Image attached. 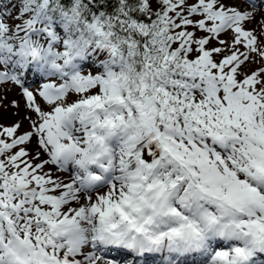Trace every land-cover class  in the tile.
I'll list each match as a JSON object with an SVG mask.
<instances>
[{"label":"snow or ice","instance_id":"snow-or-ice-1","mask_svg":"<svg viewBox=\"0 0 264 264\" xmlns=\"http://www.w3.org/2000/svg\"><path fill=\"white\" fill-rule=\"evenodd\" d=\"M0 89V264H264V0H0Z\"/></svg>","mask_w":264,"mask_h":264},{"label":"rangeland","instance_id":"rangeland-1","mask_svg":"<svg viewBox=\"0 0 264 264\" xmlns=\"http://www.w3.org/2000/svg\"><path fill=\"white\" fill-rule=\"evenodd\" d=\"M18 89L16 88H11L8 93V101L10 102L14 97L17 96ZM3 94V90L0 89V95ZM21 103V111H23V100L20 101ZM14 110L9 107L7 110H4L3 108H0V118H6L8 122H11L15 120L17 117L13 114Z\"/></svg>","mask_w":264,"mask_h":264}]
</instances>
